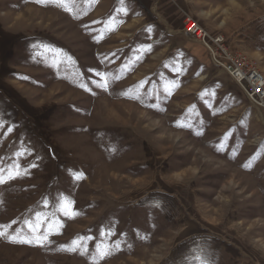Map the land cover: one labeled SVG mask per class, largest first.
<instances>
[{
    "label": "rangeland",
    "instance_id": "obj_1",
    "mask_svg": "<svg viewBox=\"0 0 264 264\" xmlns=\"http://www.w3.org/2000/svg\"><path fill=\"white\" fill-rule=\"evenodd\" d=\"M193 23L264 77V0H0V264H264V110Z\"/></svg>",
    "mask_w": 264,
    "mask_h": 264
},
{
    "label": "built area",
    "instance_id": "obj_2",
    "mask_svg": "<svg viewBox=\"0 0 264 264\" xmlns=\"http://www.w3.org/2000/svg\"><path fill=\"white\" fill-rule=\"evenodd\" d=\"M184 30L186 32H183V34L189 38H193L198 44L210 50L213 66L221 69L230 77V80L237 86L238 90L250 106L255 109L264 110V77L258 74L254 69L246 71L243 70V68L227 64L225 61L217 57L215 51L207 42L205 38L206 35H204L205 33L201 31L196 24L193 23L188 31L186 29ZM216 38H218V42H223L222 38L214 37V39ZM222 49L224 50L223 47Z\"/></svg>",
    "mask_w": 264,
    "mask_h": 264
},
{
    "label": "snow or ice",
    "instance_id": "obj_3",
    "mask_svg": "<svg viewBox=\"0 0 264 264\" xmlns=\"http://www.w3.org/2000/svg\"><path fill=\"white\" fill-rule=\"evenodd\" d=\"M77 178L79 179L80 177H77ZM0 182H2V179H0ZM0 227H4V226H0ZM2 234H4V233L0 232V235H2ZM47 238H48L47 236L43 237L44 240H47ZM35 239L39 242L41 240V237L37 236V237H35ZM19 242L20 243H30L31 241L20 240Z\"/></svg>",
    "mask_w": 264,
    "mask_h": 264
}]
</instances>
